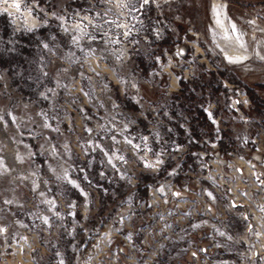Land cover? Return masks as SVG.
<instances>
[{"label":"rangeland","instance_id":"1","mask_svg":"<svg viewBox=\"0 0 264 264\" xmlns=\"http://www.w3.org/2000/svg\"><path fill=\"white\" fill-rule=\"evenodd\" d=\"M149 4L170 31L135 43L126 63L156 97H169L173 119L146 112L121 135L111 118V131H95L111 95L101 78L117 105L141 111L110 74L123 52L85 34L87 16L107 12L105 0H0V264H264V213L232 201L239 185L253 191L256 173L264 183V0ZM235 54L240 62L230 63ZM156 115L167 125L159 136ZM121 140L141 156L163 150L169 162L156 172L138 162L143 182L133 188L101 163L120 154ZM65 143L77 169L66 179L79 188L51 170L68 159Z\"/></svg>","mask_w":264,"mask_h":264},{"label":"clouds","instance_id":"2","mask_svg":"<svg viewBox=\"0 0 264 264\" xmlns=\"http://www.w3.org/2000/svg\"><path fill=\"white\" fill-rule=\"evenodd\" d=\"M104 2V0H102ZM107 2L111 3V0H107ZM119 7H125L124 3H120ZM128 50L125 49L124 53L121 56V63L119 65L120 71H112L110 74L112 75V78L116 81L118 84L125 85V90L127 91L129 96H136L138 97L137 103L140 105L141 111L139 113L135 112L134 110H131L128 102L125 99L120 100V104L117 105L116 101L112 99L113 96L116 95V92L112 91L108 88L106 84H103V78H101L102 88L101 90L105 93L111 92V95L107 96V99L101 103L99 106L105 109L106 116L105 119V125L98 124L95 131L97 134H99L100 131L108 132L111 131V128L107 127L108 118H111V121L116 124V130L121 134L124 135L125 131L130 128L132 125L136 124L137 120L144 116V113L146 112H153V113H160L163 109L164 115L168 117V120H172L173 117L169 114V106L172 104V101L169 99V97L164 94L163 99H160L156 97L155 90L149 91L148 89L152 88V83L148 80H144L139 75H133V72L135 71L132 64L126 63L129 60L128 56ZM135 54V53H133ZM125 77L127 80L125 81ZM144 85H147V88L144 87ZM161 93H164V90H160ZM147 97V99L145 98ZM110 102V104H109ZM153 104H155V107H153ZM121 109L123 110L124 119L117 121L116 116L117 114H121ZM126 121V122H125ZM167 127L164 120L160 118L159 115H156L154 118V124L151 129L154 135L159 136V128H165ZM139 135V134H138ZM141 141H145V137L140 136L139 137ZM87 139L94 140V136H90ZM126 141H119V144L121 145L120 148H117V151L120 153L119 155H113L110 160L108 159H102L101 163L104 165L105 169H109V166L112 168H115L117 172L120 173V179L125 181L128 185H131L133 188H135L137 182H143L142 177L138 175V173L144 172L145 169L138 168L137 163H143L145 161H148V164L151 165V167H148L149 170L152 172H156L158 169H160L162 166L165 165L168 161V155L161 151L160 154L156 155H148L145 153L143 156L136 153V150L134 147H124L126 144ZM65 148V153L63 155H67L68 159L65 160L62 157L58 159L57 161V167L51 169L53 173L55 174L56 180L59 181H65L75 187L79 188V184L75 180L66 179L69 172H75L77 171L76 168L73 167L72 164V154L71 149H68L67 143L63 145ZM145 147H147V143H145ZM48 149H45L47 151ZM103 151V149H101ZM183 151V150H181ZM131 153L130 158H126L127 154ZM107 156V154H105ZM173 160H175V157H172ZM155 161V163H153ZM119 165V167H117ZM51 167V166H50ZM36 171L38 172L39 169L37 168ZM80 171H83V169H80ZM131 173V175H129ZM101 178H106L104 176V173H100ZM27 179H31V177H26ZM85 179L87 180V175L85 176ZM89 183H91L89 181ZM94 185L89 187L87 189V192L85 194V202L83 205L84 211H85V219L87 220L89 218V205L95 203L93 201L90 193L94 190ZM84 192V190H81ZM115 195V194H113ZM9 203L17 202L18 201H8ZM51 203V202H50ZM70 207H75V205H69ZM37 216L40 215V213L36 214ZM63 225L57 226V230H59V227H62Z\"/></svg>","mask_w":264,"mask_h":264},{"label":"built area","instance_id":"3","mask_svg":"<svg viewBox=\"0 0 264 264\" xmlns=\"http://www.w3.org/2000/svg\"><path fill=\"white\" fill-rule=\"evenodd\" d=\"M120 3H124L125 7H119ZM105 8L107 12L102 13V15L87 16L89 22H86L93 26V29L87 30L85 34L96 45L101 42H109L110 49L113 52H115V49H120L124 53V50L127 49L129 55L135 50V43L138 41L161 40L166 32L170 31L167 23L161 24L149 16L148 8H151L149 2L147 4L141 2L136 5L133 1L132 4H128L126 0H111V3L105 0ZM94 21H98L97 26ZM124 32H128L129 35L125 36ZM211 121L213 120L211 119ZM215 157L218 165L223 167L225 160L220 158L218 152ZM236 170L240 171L238 166ZM224 174L228 176L226 173ZM260 174L256 173L255 175L259 183L252 189L253 191L243 184L239 185L241 187L237 189L236 196L232 198L233 205L248 207V212L252 214L264 213V203H255L257 199L264 197V183L260 178Z\"/></svg>","mask_w":264,"mask_h":264},{"label":"snow or ice","instance_id":"4","mask_svg":"<svg viewBox=\"0 0 264 264\" xmlns=\"http://www.w3.org/2000/svg\"><path fill=\"white\" fill-rule=\"evenodd\" d=\"M5 2H7V0H5ZM126 2H127L128 4H132V0H126ZM148 2H149V0H144V3H145V4H147ZM133 6H135V5L133 4ZM12 7H14L16 10H19L20 5H19L18 3H14V4L12 5ZM213 11L217 14V16H219V10H218V9L214 8ZM216 23H217V25H219V24L221 23L220 19H217V20H216ZM232 32H233V33L236 32V29H235L234 26H232ZM123 34H124L125 36H128V35H129L128 32H124ZM236 39H237V41L239 42V40H240L241 38H240V36L237 35V36H236ZM240 46L243 47V44H240ZM229 62H230V63H238V62H240V61H239V59L237 58V59H231V60H229ZM97 147H98V146H97ZM145 167H151V165H149V164L146 163V164H145ZM73 187H75L74 184H73ZM44 223L46 224V223H48V221L45 220ZM3 231H4V229L0 228V233H2Z\"/></svg>","mask_w":264,"mask_h":264},{"label":"bare ground","instance_id":"5","mask_svg":"<svg viewBox=\"0 0 264 264\" xmlns=\"http://www.w3.org/2000/svg\"><path fill=\"white\" fill-rule=\"evenodd\" d=\"M10 10H11V7H10ZM242 55L241 54H235V55H231L230 58L232 59H241Z\"/></svg>","mask_w":264,"mask_h":264},{"label":"trees","instance_id":"6","mask_svg":"<svg viewBox=\"0 0 264 264\" xmlns=\"http://www.w3.org/2000/svg\"><path fill=\"white\" fill-rule=\"evenodd\" d=\"M247 92H248V95L250 96V98H251L252 100H254L253 92L250 91V90H248ZM200 114H201V113H200Z\"/></svg>","mask_w":264,"mask_h":264}]
</instances>
